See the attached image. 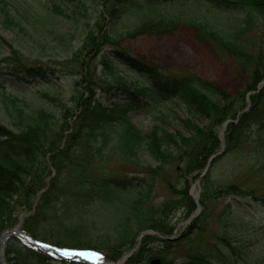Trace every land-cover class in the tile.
<instances>
[{
	"label": "trees",
	"instance_id": "16d2710c",
	"mask_svg": "<svg viewBox=\"0 0 264 264\" xmlns=\"http://www.w3.org/2000/svg\"><path fill=\"white\" fill-rule=\"evenodd\" d=\"M177 1L103 0L112 31L131 11L156 12L160 6ZM198 1L197 10L206 8L211 17L223 20V26L218 29L193 21L190 25L199 31L196 37L209 39L247 77L244 91L236 97L198 77L172 76L113 49L116 59L143 78V84H128L117 75L108 55L101 54L107 79L96 78L97 71H92L90 63H82L77 84L83 90L72 99L75 107H70L56 93L55 70L28 64L1 38L0 43L7 45L11 56L0 62V95L8 120V125L0 124V239L25 214L22 232L60 249L84 250L102 258L105 252L107 259L116 262L133 249L140 233L151 230L156 235L144 236L123 264H221L215 257L216 245L203 246L208 226L204 214L177 240L169 238L178 224L177 210L182 209L183 219H188L197 209L190 194L191 178L200 180V205L204 209L214 196L257 198L255 190L238 185L215 188L212 176L223 157L250 141L256 143V150L264 159V0ZM54 8L63 13L59 7ZM238 14L242 18L235 19L233 15ZM255 17V27L260 32L258 41L255 37L247 41L246 34ZM228 18L239 22L232 25ZM0 22L5 28L25 32L3 0ZM176 26V21L164 17L147 19L135 34H165ZM100 38L95 47L104 41L118 45L106 36ZM88 40L92 41L89 37ZM9 79L38 88L41 100L54 104L57 111L43 102L34 104L14 95V89L5 92L3 81ZM168 101L181 103L190 116L183 120L170 112L182 131L171 133L158 128L144 133L131 125L132 113L154 115ZM114 156L141 172L108 174L104 167ZM212 156L215 158L209 163ZM159 181L166 183L170 196L161 204L149 205L146 199ZM135 191H139V196L129 198ZM196 233L198 246L194 248L191 238ZM224 236L220 240L234 251L230 236ZM181 243H188L187 251L182 258H176L175 248ZM4 259L6 264H46L52 260L41 250L24 246L14 236L8 239Z\"/></svg>",
	"mask_w": 264,
	"mask_h": 264
},
{
	"label": "rangeland",
	"instance_id": "374dc122",
	"mask_svg": "<svg viewBox=\"0 0 264 264\" xmlns=\"http://www.w3.org/2000/svg\"><path fill=\"white\" fill-rule=\"evenodd\" d=\"M3 1L11 16L20 21L22 27L24 26L25 32H21L18 28H5L0 22V40L2 38L10 44L28 64L46 65L54 69L56 72L54 79L56 93L70 107H75V102L72 99L83 90V86L77 84L80 80L78 70L80 71L82 63H90L92 71L94 69L97 71L96 78L107 79V71L101 65V54L108 55L112 65L116 66L117 75L128 84H143V78L122 66L121 62L113 55V49L124 51L130 57L155 66L160 71L172 76L198 77L232 97L241 94L245 89L247 77L240 66L230 56L221 52L217 47L215 48L209 39L203 40L196 37L199 31L190 25L193 21L218 29L221 28V25L223 26V20L218 21L211 17L206 8L203 7L198 12V0H178L174 4L160 6L156 12H150L147 9L131 11L120 19L115 31H112L107 20L103 0ZM54 5L59 7L63 13L55 12ZM163 17L177 22V26L172 32L135 34L136 29L145 20H158ZM233 17L235 19L242 18L239 14L233 15ZM228 21L232 25H237L239 22L233 18H228ZM256 22H258L257 17L250 24V30L246 34L247 41L253 40V37L256 38V42L258 41L260 32L255 27ZM59 36L64 37V40H61ZM104 36L118 45L113 46L104 41L101 46L95 47V45H99L100 37ZM88 37L92 39L91 42ZM247 41L243 42L247 43ZM97 49H100V52H95ZM10 56L11 53L7 45L0 43V62ZM32 83L34 86L40 85V82ZM3 85H5L7 93L14 89V95L25 98L34 104L43 102L52 111H57L54 104L41 100V95L36 90L38 88L32 89L24 81L19 83L9 79L3 81ZM99 94L101 95V93ZM2 101L0 95V124L8 125ZM170 112L175 113L178 119H190L186 108L181 103L168 101L154 115L132 113L131 125L144 133L153 132L158 128L171 133L182 131L177 118H173ZM256 146V143L250 141L236 152L223 157L213 172L212 183L215 188L217 185H238L242 188H249L255 190L257 198L238 196L215 198L214 196L209 199L206 209H204L200 205L202 195L200 180L191 178V190L193 191L190 190V193L193 200L196 196L200 212L197 217L189 221L196 211L188 219H183V210H177L175 223L178 224L173 237L178 238L195 219L204 214L205 217H208V226L205 230L203 246L208 248V246L216 245L219 253L215 252V257L220 259L221 264H264V159L256 150ZM144 160L150 161L147 157H144ZM149 163L153 164L151 161ZM104 169L110 175H131L141 172L140 169L116 156ZM215 188L211 192H214ZM138 196L139 191H135L128 197L137 198ZM169 196L168 186L159 181L153 187L146 201L149 205H157L166 201ZM22 215L19 225L26 216ZM225 234L227 237L230 236V244L234 251L220 240L225 238ZM139 236L133 247L134 250L132 249L133 251L126 254L129 256L128 258L136 251L144 237L138 240ZM197 240L196 233L191 238L194 248L198 246ZM67 242L72 245L77 243ZM187 244L181 243L176 246V258L183 257L187 251ZM98 250L103 252L101 249ZM46 255L49 256V254ZM104 256L105 258H102L98 253H93L91 259L99 262L98 264H115L121 259L113 262L107 259L105 252ZM49 257L52 260L46 264H82L78 261L59 259L51 255Z\"/></svg>",
	"mask_w": 264,
	"mask_h": 264
},
{
	"label": "water",
	"instance_id": "95a60500",
	"mask_svg": "<svg viewBox=\"0 0 264 264\" xmlns=\"http://www.w3.org/2000/svg\"><path fill=\"white\" fill-rule=\"evenodd\" d=\"M213 158H215V156L211 157L210 160H209V163L213 160ZM192 192V191H191ZM195 197V202L197 204V210L195 212V214L190 218L189 221L193 220L195 217L198 216L199 212H200V206H199V203H198V200L196 199V196ZM23 217V215H21L19 217V220H21ZM19 228H20V225L18 224L15 228L13 229H9V230H6L2 233L1 235V248H0V263L1 264H6L5 263V260H4V251H5V247L7 246V240L9 237L11 236H15L17 237L18 239H20V241L24 244V245H27V246H31V247H38L40 248L42 251L46 252V253H49L50 255L52 256H55V257H63V256H67V255H73V254H76V255H83L84 253L83 252H78V251H63V250H59L57 248H54V247H50L48 245H45V244H42V243H39L37 241H34L30 238H28L27 236H25L24 234H22L21 231H19ZM146 234H149V235H154L155 233L153 231H145V232H142L139 236V239L140 240L144 235ZM178 238L176 237H171L169 238L170 241H175L177 240ZM134 250V249H133ZM132 250V251H133ZM129 256L126 255L124 256L123 258H121L119 261H117V263L115 264H120V263H123ZM152 264H159L158 261H154L152 262Z\"/></svg>",
	"mask_w": 264,
	"mask_h": 264
},
{
	"label": "bare ground",
	"instance_id": "6f19581e",
	"mask_svg": "<svg viewBox=\"0 0 264 264\" xmlns=\"http://www.w3.org/2000/svg\"><path fill=\"white\" fill-rule=\"evenodd\" d=\"M63 257H64V258H68V259H78V258H79V260H84V259H86L85 257L70 256V255L63 256ZM86 260H88V259H86Z\"/></svg>",
	"mask_w": 264,
	"mask_h": 264
}]
</instances>
